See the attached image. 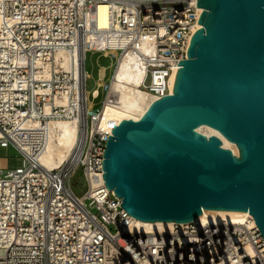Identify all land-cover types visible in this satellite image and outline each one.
<instances>
[{
  "label": "built area",
  "instance_id": "2783aa9c",
  "mask_svg": "<svg viewBox=\"0 0 264 264\" xmlns=\"http://www.w3.org/2000/svg\"><path fill=\"white\" fill-rule=\"evenodd\" d=\"M112 3L116 9L112 8ZM100 5H108L101 27ZM198 0H0V147L15 148L23 166L0 169V264H264V237L254 218L226 223L200 216L159 233L133 228L134 218L104 180L106 144L85 101L87 72L76 56L93 42L135 56L140 88H170L198 25ZM73 56L69 70L59 52ZM84 98V100H83ZM163 98V97H162ZM77 121L79 144L56 169L41 165L47 126L32 153L19 141L32 123ZM82 168L87 191L71 180Z\"/></svg>",
  "mask_w": 264,
  "mask_h": 264
},
{
  "label": "water",
  "instance_id": "95a60500",
  "mask_svg": "<svg viewBox=\"0 0 264 264\" xmlns=\"http://www.w3.org/2000/svg\"><path fill=\"white\" fill-rule=\"evenodd\" d=\"M199 29L169 94L113 129L104 180L133 218L251 215L264 237V0H198ZM208 126L237 145L240 157Z\"/></svg>",
  "mask_w": 264,
  "mask_h": 264
},
{
  "label": "bare ground",
  "instance_id": "6f19581e",
  "mask_svg": "<svg viewBox=\"0 0 264 264\" xmlns=\"http://www.w3.org/2000/svg\"><path fill=\"white\" fill-rule=\"evenodd\" d=\"M116 9L112 3L111 6ZM108 5H100L101 27H105V17ZM201 28V25H199ZM85 47L77 54L76 60L80 72L87 71V82L92 81L94 88H86L85 101L88 105V113L97 115L101 113L100 126L103 129L119 126L123 121L132 119L140 120L153 103L169 94V89L160 91L158 94H150L140 88L144 78V72L139 68L138 60L135 56L127 59H120L119 52L103 44L93 42V35H86ZM96 57V78L93 77V66L91 59ZM65 70H69L73 63V56L66 52H59L56 55ZM100 60L108 62L101 65ZM174 76L172 78V81ZM84 100V98H83ZM47 126L48 136L45 150L38 156V159L47 169H56L66 161H70L74 149L79 144V127L77 121H53L49 124L32 123L29 129L33 137H27L25 141H19L29 153H32L34 144L39 142L38 129ZM197 133L207 138L217 137L222 142V147L232 151L234 156L240 157V151L236 144L230 142L217 130L200 126ZM80 171V170H79ZM244 214V213H243ZM242 213H205L203 216L212 220L226 223L238 221ZM245 215V214H244ZM173 223H148L134 218L133 228L143 233H159L172 226Z\"/></svg>",
  "mask_w": 264,
  "mask_h": 264
},
{
  "label": "rangeland",
  "instance_id": "374dc122",
  "mask_svg": "<svg viewBox=\"0 0 264 264\" xmlns=\"http://www.w3.org/2000/svg\"><path fill=\"white\" fill-rule=\"evenodd\" d=\"M96 57L91 59L93 66V77L96 78ZM101 65H107L108 62L100 60ZM87 71V70H86ZM95 85L92 81L87 82V90L94 88ZM23 166V156L13 147L1 148L0 147V169L3 171L14 170ZM80 170V171H79ZM71 180V188L78 197H82L87 191V182L83 173V169L80 168Z\"/></svg>",
  "mask_w": 264,
  "mask_h": 264
}]
</instances>
